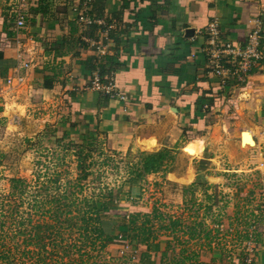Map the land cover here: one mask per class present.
Returning <instances> with one entry per match:
<instances>
[{"label": "crops", "instance_id": "1", "mask_svg": "<svg viewBox=\"0 0 264 264\" xmlns=\"http://www.w3.org/2000/svg\"><path fill=\"white\" fill-rule=\"evenodd\" d=\"M18 13L25 21L21 29ZM259 25L263 60L244 82L223 89L209 74L211 27L221 41L244 48ZM0 50L11 66L6 77L0 71L1 94L14 93L7 80L20 76L19 97L65 103L64 123L76 138L104 136L113 149L153 153L172 151L186 139V156L193 159V148L205 140L207 151L214 137L236 136L241 150L242 133L250 131V151L264 167V0H0ZM102 71L127 101H105L88 89ZM45 77L53 88L43 87ZM12 104L25 112L16 102L7 106ZM261 196L264 213V187ZM168 241L154 242L143 264H161ZM199 256L197 264L223 262L219 250L210 261ZM166 257L174 260L169 251ZM255 264H264L262 253Z\"/></svg>", "mask_w": 264, "mask_h": 264}, {"label": "rangeland", "instance_id": "2", "mask_svg": "<svg viewBox=\"0 0 264 264\" xmlns=\"http://www.w3.org/2000/svg\"><path fill=\"white\" fill-rule=\"evenodd\" d=\"M14 84L8 86L14 85L9 88H15L14 93L5 95L0 90V251L10 244L14 229L10 210L16 205L20 211L29 212L25 218L41 225L44 243L51 241L48 231L56 233L53 235L54 264H80L82 255V264H143L140 259L148 257L136 245L129 243V249L123 253L119 242L101 250L100 243L91 244L90 236H80L79 210L84 211L88 205L100 207V194L109 189L115 191L117 214L124 215L131 208H138L147 213L158 210L165 215V220L151 216L158 240H169L167 251L174 257L167 260L166 251L161 264H177L183 251L185 256L194 257L187 264H197L201 253H204L203 260L210 261L214 250L237 252L239 245L250 236L262 241L264 175L261 169L264 167L260 160L254 159L256 151H250L255 146L250 131L243 133L251 135L252 144L242 133L241 150L236 136L229 140L227 136L218 137L219 140L214 137L207 151L205 140L200 144L201 149L193 148V159L187 158L186 144L183 146L186 139H183L171 151L172 160L167 162L165 170L138 183L130 200L127 165L140 156L155 154L154 151L135 148L119 151L104 136L76 138L64 123L63 101L56 104L51 100L43 105L28 93L19 97L15 92L18 84ZM14 102L24 107L22 115L6 111V106ZM223 140L227 146L217 144ZM186 170L191 171L188 173L191 180L181 179ZM64 194L70 199L62 203H70L66 210L71 213L53 218L50 209L58 204L50 202L43 205L42 216L38 212L32 217L29 207L33 206L35 196L46 202ZM21 202L25 204L20 205ZM174 221L179 223L172 232L170 227ZM120 223L114 224L115 227ZM25 231L28 236L31 226ZM113 235L120 237L117 231ZM23 236L22 232L20 237ZM68 246L71 251L65 256L63 249ZM79 247H84L82 253ZM46 249L51 247L45 246L42 250Z\"/></svg>", "mask_w": 264, "mask_h": 264}, {"label": "trees", "instance_id": "3", "mask_svg": "<svg viewBox=\"0 0 264 264\" xmlns=\"http://www.w3.org/2000/svg\"><path fill=\"white\" fill-rule=\"evenodd\" d=\"M4 63V53L0 50V71L2 75L6 77L11 66ZM104 75H106V73L102 71V77H104ZM43 87L45 89L53 88L51 80L48 77H45ZM102 96L104 97L103 100H110L109 96ZM170 160H172L171 151L164 150L159 153L140 156L137 161L129 162L127 165L128 178L126 180V183L129 184V199H133L132 197L136 193L135 188L138 183L143 182L149 175L158 174L165 170L166 164ZM37 198V196L34 197L33 206L29 207L32 211L30 212L32 217L39 214L38 212H41L43 205L50 204V202L58 204L53 209H50L52 210L51 215L53 218H59L65 214L71 213L69 210H66L69 208L70 203H62L63 200L70 199V197L65 194L63 196L51 197L50 201L47 199L46 202H41ZM99 200L101 202L100 207H97L95 204L93 206L88 205L84 211L80 212L79 210L77 217L81 220L80 236H90L92 238L91 244L97 246V244L100 243L101 250H104L109 245L119 242V238L117 239L113 235V232L117 231L119 235L129 241L130 244L139 247V250H141L145 256L151 257L149 254L151 246L159 237L152 223L151 216H153L154 219L165 220V215L161 212L159 213L158 210H155L152 214L138 208H131L129 212L124 215L117 214L115 213L116 209H114V207H116L115 191L112 189L103 191V193L100 194ZM22 204L25 203L21 202L20 205ZM18 207L19 206L15 205L11 207L10 210L14 229L11 230L12 234L9 246L5 247L3 251H0V264H27L28 262H32L31 264H54V245H56V240L53 235L56 233L48 231L47 236L51 241L44 243L45 241L40 234L41 225H39L37 221L34 223L31 218H25V214L29 212L20 211V207ZM47 211L49 212V209ZM42 214L41 212L40 216H42ZM118 222L121 223L119 227L116 228L114 224ZM178 223V221L171 223L172 227L170 228H173L172 232L177 230L176 226ZM27 226H31L32 230L28 236L25 231ZM22 232L24 236L20 237ZM45 246L51 247V249L42 250ZM31 247L37 249H31ZM83 248L84 247L78 248L79 253H82ZM64 249V255L68 256L71 251L70 246ZM85 252L87 253V251ZM182 253L183 255L179 257L177 264H187V262L194 259L193 256H185L184 253H186V251ZM220 253L223 254L221 249ZM80 259L81 260L78 262H80V264L84 263L83 255ZM140 260L143 261L144 259L141 258Z\"/></svg>", "mask_w": 264, "mask_h": 264}, {"label": "built area", "instance_id": "4", "mask_svg": "<svg viewBox=\"0 0 264 264\" xmlns=\"http://www.w3.org/2000/svg\"><path fill=\"white\" fill-rule=\"evenodd\" d=\"M17 15L16 25L17 28L21 29L25 26L24 17L19 13ZM79 20L88 25L92 24V21L87 16L80 15ZM262 30L263 28L260 25L256 27L249 34L245 47L237 48L230 43L221 41L216 28L214 26L211 27L208 44L205 49L210 69L209 74L221 83L223 89L229 82H244L252 69L263 60L261 50ZM24 68H27V64L24 65ZM22 82L23 78L15 76L7 80V85L14 83L19 85ZM88 89L101 95H107L110 100L127 101L128 99L127 95L117 88L112 77L103 79L97 72ZM118 241L122 244V253L124 250L129 249V242L122 236L119 237ZM261 253L264 255V237L262 242H258L257 239L250 236L242 245H239L237 252L229 249L223 251L222 264H255L257 257ZM137 262L139 263V260Z\"/></svg>", "mask_w": 264, "mask_h": 264}, {"label": "bare ground", "instance_id": "5", "mask_svg": "<svg viewBox=\"0 0 264 264\" xmlns=\"http://www.w3.org/2000/svg\"><path fill=\"white\" fill-rule=\"evenodd\" d=\"M6 111L10 114H17V115H22L23 114V109L22 108H17L16 104H12L10 106H7L6 108ZM244 137H246V141L250 143L249 144H252V141H251V136L249 134H245ZM156 145V143L154 145H152L151 147H154ZM150 147V148H151ZM185 179V178H184ZM187 179V178H186ZM188 180H191V178H188Z\"/></svg>", "mask_w": 264, "mask_h": 264}, {"label": "water", "instance_id": "6", "mask_svg": "<svg viewBox=\"0 0 264 264\" xmlns=\"http://www.w3.org/2000/svg\"><path fill=\"white\" fill-rule=\"evenodd\" d=\"M243 135H244V133H243Z\"/></svg>", "mask_w": 264, "mask_h": 264}]
</instances>
